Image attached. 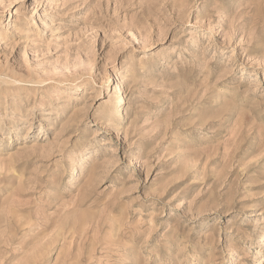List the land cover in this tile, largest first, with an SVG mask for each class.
Returning <instances> with one entry per match:
<instances>
[{
  "label": "rangeland",
  "instance_id": "1",
  "mask_svg": "<svg viewBox=\"0 0 264 264\" xmlns=\"http://www.w3.org/2000/svg\"><path fill=\"white\" fill-rule=\"evenodd\" d=\"M262 257L264 0H0V264Z\"/></svg>",
  "mask_w": 264,
  "mask_h": 264
},
{
  "label": "bare ground",
  "instance_id": "2",
  "mask_svg": "<svg viewBox=\"0 0 264 264\" xmlns=\"http://www.w3.org/2000/svg\"><path fill=\"white\" fill-rule=\"evenodd\" d=\"M121 89H122V87H121V85H119L118 88H117V90H116V93H121ZM120 100H121L120 103H123L124 102V99L123 98H121ZM120 106H121V104L118 106V109H119L118 112L121 114V113H123V111H122V108ZM112 150H114V149H112ZM112 150H110V151H112ZM261 244L263 245V243H261ZM260 263H263L264 264V257L261 258V262Z\"/></svg>",
  "mask_w": 264,
  "mask_h": 264
}]
</instances>
